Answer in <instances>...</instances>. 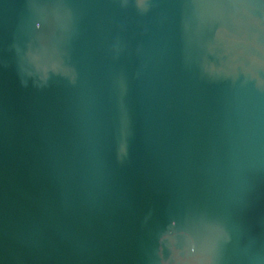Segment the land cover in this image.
<instances>
[{
    "label": "water",
    "instance_id": "obj_1",
    "mask_svg": "<svg viewBox=\"0 0 264 264\" xmlns=\"http://www.w3.org/2000/svg\"><path fill=\"white\" fill-rule=\"evenodd\" d=\"M0 264H264V0H0Z\"/></svg>",
    "mask_w": 264,
    "mask_h": 264
}]
</instances>
